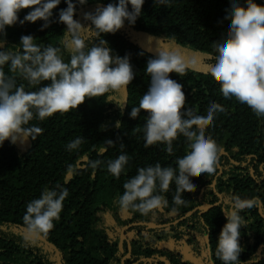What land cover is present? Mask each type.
I'll use <instances>...</instances> for the list:
<instances>
[{"label": "trees", "instance_id": "trees-1", "mask_svg": "<svg viewBox=\"0 0 264 264\" xmlns=\"http://www.w3.org/2000/svg\"><path fill=\"white\" fill-rule=\"evenodd\" d=\"M109 2L115 0H87L77 7L73 18L87 27L90 21L83 13L94 12ZM255 2L264 4V0ZM65 7L61 0L53 9L52 22L43 30L40 20L6 26L5 35L0 36V50L17 45L21 35L31 34L37 44L59 47L67 61L71 36L65 32L66 26L57 22L58 10ZM227 7L228 0H170L168 5L144 0L134 25L125 22L115 33L99 37L90 30L81 33L89 47L104 39L113 55L127 54L134 78L126 89L86 98L66 113L57 112L42 121L33 118L29 124L43 130L35 140L29 139L24 145L6 140L0 146V264H222L214 254L215 242L225 223L221 208L230 206L232 195L257 198L251 208L240 213L248 223L240 229L243 251L238 259L244 262L259 255L260 264H264V119L234 97L224 98L208 67L215 40L228 31ZM28 11L22 9L18 19ZM128 30L201 55L205 72L189 69L182 76L169 73L183 86L185 104L181 111L190 108L203 113L209 101L225 109L203 128L220 149L215 173L190 176L195 187L182 192V205L174 204L176 185L171 183L163 193L167 204L147 216L122 211L115 204L124 191L123 183L139 167L156 163L175 167L187 149L182 135L173 141L171 154L160 143L145 148L142 131L135 130L143 127L146 113L141 110L135 119L129 113L148 89L150 76L145 66L156 53L139 46ZM4 71L11 75L7 64ZM16 82L24 84L26 91L36 90L19 77ZM77 137L83 138L79 148L67 150L66 145ZM107 140L114 144L107 145ZM120 144L130 159L126 174L116 179L107 172L106 164L121 153ZM95 160L102 163L93 170L91 162ZM57 184L69 193L60 218L46 236L35 237L33 243L23 221L26 205L38 198L44 187ZM152 223L164 226H147Z\"/></svg>", "mask_w": 264, "mask_h": 264}, {"label": "clouds", "instance_id": "clouds-1", "mask_svg": "<svg viewBox=\"0 0 264 264\" xmlns=\"http://www.w3.org/2000/svg\"><path fill=\"white\" fill-rule=\"evenodd\" d=\"M60 3L61 0H0V36L5 35L6 26L16 23L22 25L40 20L43 21L41 30L47 28L52 22L53 9ZM64 3L66 7L58 10L57 22H62L66 26L65 32L71 36L67 61L59 47L37 44L31 34L21 35L17 45L0 50V146L6 140L21 145L29 139L35 140L43 130L29 124L33 118L42 121L54 113H66L76 109L86 98L126 89L134 78L127 54L123 57L113 55L104 39L89 47L81 33L90 30L99 37L115 33L125 22L134 25L141 16L144 0H115L97 6L94 12L83 13V18L90 21L87 27L73 18L77 7L85 5L87 0H64ZM153 3L168 5L170 0H153ZM22 9L29 11L23 19H18ZM225 16L228 31L214 42V51L209 54V71L219 82L224 98L234 97L264 119V4H257L255 0H243V4L240 0H228ZM6 64L11 75L4 71ZM194 64V60H186L179 51L168 47L156 48L155 56L146 62L145 72L150 76V83L138 105L131 107L129 113L130 118L135 119L143 110L146 119L143 127L135 130L142 131L145 148L160 143L171 154L173 141L182 135L187 150L177 158L175 167H162L156 163L137 168L136 174L123 183V193L115 199L122 211L147 216L165 206L167 200L163 193L173 182L176 185L173 202L182 205V192L195 187L190 176L212 175L216 171L220 149L210 136L204 134L203 128L214 121L216 113L225 109L219 103L209 101L203 113L190 108L181 111L185 104L183 86L169 77L172 72L184 75ZM17 77L36 90L26 91L24 84H17ZM43 81L49 83L39 86ZM82 140V137L72 140L66 145L67 150L78 149ZM105 143L114 144L112 140ZM120 148L121 153L106 164L107 172L116 179L126 174L130 159L123 151V144ZM101 163L100 160L92 161V169ZM68 195L67 188L57 184L44 187L38 198L27 203L23 221L28 237L33 238L31 242L34 243L37 236H46L54 227ZM256 202V197L232 195L230 206L221 208L225 223L215 242L214 254L222 264H260L259 255L244 262L238 259L243 251L239 242L240 229L248 223L240 213ZM204 227L208 232L207 224Z\"/></svg>", "mask_w": 264, "mask_h": 264}, {"label": "rangeland", "instance_id": "rangeland-1", "mask_svg": "<svg viewBox=\"0 0 264 264\" xmlns=\"http://www.w3.org/2000/svg\"><path fill=\"white\" fill-rule=\"evenodd\" d=\"M127 32L132 37V39L144 49L151 50L156 53V48L168 47V48L179 51L186 60H194L195 64L190 68L191 70L201 71V72H205L207 70L201 60V55L189 48H183V47H179V46L172 45L169 43H164V42L159 41L158 38H153L152 40H149L148 38L150 36H144L145 34L139 35L129 30Z\"/></svg>", "mask_w": 264, "mask_h": 264}, {"label": "water", "instance_id": "water-1", "mask_svg": "<svg viewBox=\"0 0 264 264\" xmlns=\"http://www.w3.org/2000/svg\"><path fill=\"white\" fill-rule=\"evenodd\" d=\"M187 215H189V213H188ZM147 226H148V227H151V228L160 227V226H155V225H152V224H148ZM126 228H127V226L124 227V228L121 230V232H120V236H121V238L123 237V233H124V231L126 230Z\"/></svg>", "mask_w": 264, "mask_h": 264}, {"label": "flooded vegetation", "instance_id": "flooded-vegetation-1", "mask_svg": "<svg viewBox=\"0 0 264 264\" xmlns=\"http://www.w3.org/2000/svg\"><path fill=\"white\" fill-rule=\"evenodd\" d=\"M152 225L160 226V227H161V226H164L163 224H153V223H152Z\"/></svg>", "mask_w": 264, "mask_h": 264}]
</instances>
